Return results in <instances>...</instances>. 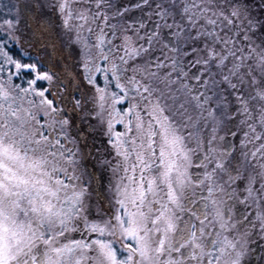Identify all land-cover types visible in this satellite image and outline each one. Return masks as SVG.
<instances>
[{"label": "snow or ice", "instance_id": "obj_1", "mask_svg": "<svg viewBox=\"0 0 264 264\" xmlns=\"http://www.w3.org/2000/svg\"><path fill=\"white\" fill-rule=\"evenodd\" d=\"M254 236L264 0H17L0 17V264H245Z\"/></svg>", "mask_w": 264, "mask_h": 264}, {"label": "flooded vegetation", "instance_id": "obj_2", "mask_svg": "<svg viewBox=\"0 0 264 264\" xmlns=\"http://www.w3.org/2000/svg\"><path fill=\"white\" fill-rule=\"evenodd\" d=\"M52 24L57 29L52 35L57 39V42L60 43L63 40H66L65 37H63L62 33L59 32V22H57V18L53 16L52 18ZM31 50V49H30ZM34 51V50H32ZM69 50L66 49V52ZM70 58V57H69ZM71 59V58H70ZM89 142L91 143V137L88 138ZM231 139V138H229ZM102 138L97 136L95 143L100 146L101 151H103V144L101 143ZM89 171H92L90 168ZM97 178L100 176L99 169L96 170ZM105 177L107 178V174H105ZM106 182V180H105ZM105 195L109 197V199H106L103 204H99V201L93 199V205L94 207L99 204L100 207L107 210L109 208L110 203V194L105 192ZM250 251L248 255L245 258V264H264V239H260L259 237L254 236L252 243L250 244Z\"/></svg>", "mask_w": 264, "mask_h": 264}, {"label": "rangeland", "instance_id": "obj_3", "mask_svg": "<svg viewBox=\"0 0 264 264\" xmlns=\"http://www.w3.org/2000/svg\"><path fill=\"white\" fill-rule=\"evenodd\" d=\"M9 1L8 0H0V8H1L0 17L8 16L9 13H5V12H9V9L11 8V4L13 5V4L17 3V0H9ZM12 14H14V11ZM57 22H59V20H57ZM28 27L29 28L31 27V23H29ZM21 28H24L23 24L21 25ZM25 38H27V34L25 35Z\"/></svg>", "mask_w": 264, "mask_h": 264}, {"label": "trees", "instance_id": "obj_4", "mask_svg": "<svg viewBox=\"0 0 264 264\" xmlns=\"http://www.w3.org/2000/svg\"><path fill=\"white\" fill-rule=\"evenodd\" d=\"M9 1V0H8ZM10 2V1H9ZM11 3V2H10ZM11 7H12V4H11ZM0 11H1V8H0ZM5 13H9V12H5ZM11 46V45H10Z\"/></svg>", "mask_w": 264, "mask_h": 264}]
</instances>
